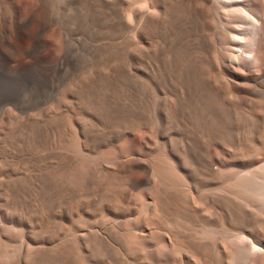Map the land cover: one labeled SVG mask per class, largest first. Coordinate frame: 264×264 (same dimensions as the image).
Instances as JSON below:
<instances>
[{
  "label": "bare ground",
  "instance_id": "bare-ground-1",
  "mask_svg": "<svg viewBox=\"0 0 264 264\" xmlns=\"http://www.w3.org/2000/svg\"><path fill=\"white\" fill-rule=\"evenodd\" d=\"M0 19V65L39 97L0 86V264H264V103L200 78L264 69V0H0ZM118 139L140 178L93 157Z\"/></svg>",
  "mask_w": 264,
  "mask_h": 264
},
{
  "label": "rangeland",
  "instance_id": "rangeland-1",
  "mask_svg": "<svg viewBox=\"0 0 264 264\" xmlns=\"http://www.w3.org/2000/svg\"><path fill=\"white\" fill-rule=\"evenodd\" d=\"M228 14H229V23L232 26L236 25L238 27V32H240V33H242V31L245 32L249 26L248 17L247 16L240 17L239 15H237L235 13H228ZM0 21H1L0 22V29L6 28L9 25L6 21L2 22L3 20H1V19H0ZM234 21H236V22H234ZM4 23H6V24H4ZM1 24H3L4 26L3 25L1 26ZM47 33L44 36V39L47 41H51V43L53 41H55V37L53 35V28H51V30H49ZM261 70L256 71V73H245V72L239 71V70H234V71L232 70L231 71V70H222L221 69L220 72L212 74V75H215L214 78L216 79L215 80V82H216L215 88L217 87L216 90L212 87L209 88L208 84H206L207 81L205 79H206L207 75L202 74V75H200V78H201L203 84L206 82L204 84V86H205L204 90H205L206 94L210 97V99H212L215 103L223 105L222 103L224 101H229L227 98H231V97H235L238 99L241 98L240 101L243 103L244 108H246L249 111L250 110L255 111L258 109V106H259L261 101H262V103H264V93H263L264 92V69H261ZM34 85H35V81H33L31 79H18L17 78L15 80H11V78L9 77V75L7 73L5 66L0 65V86H12V87H14L16 89V91L18 92V96L20 97L21 100H24L25 102H28V101L35 102L36 100L39 99V97H37V96H34L33 98L31 97V99H30V91H31L32 87H34ZM227 88L229 91L227 90ZM225 90H227L229 93ZM224 93L227 95H225ZM245 104H247V105H245ZM232 114H233V116H232ZM218 115L219 116L222 115L221 116L222 118L219 116L217 118L219 120H223V121H225V120L235 121V118H236L235 114L233 112H230V111H226V113H220ZM174 137L177 138V136H174ZM178 137H179V135H178ZM254 138H255L254 140H256L258 142L259 138L258 137H254ZM118 140L119 141H117V140L112 141V143H110V145L108 144L104 147L103 146L100 147V150L103 149L101 151V153L98 151L99 149L95 150L96 153L93 152L95 154L93 157H95L97 155V152H98L97 156H99V155L108 156L109 159H107L106 164L111 166V167H114L115 169L117 168L118 170L120 168L121 171H122V167L124 165L127 166L128 168H129V166L130 167L132 166L130 169L133 170L134 173H133V171L132 172L130 171V177L133 180H134V178L135 179L140 178L141 175L139 177L137 176V175L141 174L140 170L139 169L137 170V168H138L137 164H139V163L137 161H134L131 156H129L128 154L123 152V150L125 149V145H126V139L125 140L118 139ZM121 140H123V141H121ZM83 153L88 154L89 152L86 151ZM90 153H92V152H90ZM126 155H128V156H126ZM123 160L125 162H123ZM86 161L88 162V160H86ZM134 166H136V167H134ZM136 171H138V172H136ZM121 173H123L124 176H126V178H128L127 177L128 171H127V175L124 172H121ZM137 173H139V174H137ZM203 190L205 191L207 189H203ZM183 193H187V190L184 189ZM69 201H71V200H69ZM70 206H75L74 202H70ZM144 207L145 206H141L139 210L141 211L142 214L146 215V214H148V211H147V213H144L146 211V207L145 208ZM65 212L67 213L66 210L65 211L62 210L61 214L60 213L57 214L56 219H57V221L60 220V222L64 221L63 223L67 224V220H68L67 216L68 215ZM140 234H143V233L140 232ZM146 244H149V243H146Z\"/></svg>",
  "mask_w": 264,
  "mask_h": 264
}]
</instances>
